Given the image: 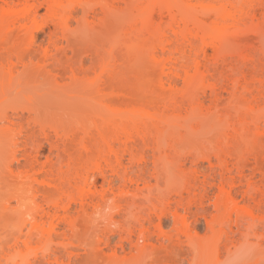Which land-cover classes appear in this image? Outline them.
Masks as SVG:
<instances>
[{
    "label": "bare ground",
    "instance_id": "1",
    "mask_svg": "<svg viewBox=\"0 0 264 264\" xmlns=\"http://www.w3.org/2000/svg\"><path fill=\"white\" fill-rule=\"evenodd\" d=\"M90 6V0H0V94H11L28 75L37 73L35 82L49 86L51 93L61 92L63 87L74 84L79 96V73L71 71L70 84L64 85L63 76L54 74L59 61L49 55L52 51L57 54L63 41L68 43L67 34L73 19L76 18L78 24L96 19L103 22L112 14L122 16L120 32L107 55H99L97 61L91 60L92 66L98 65L100 74L87 83L88 103L84 105L95 113L96 116L93 113L91 116L94 119L90 118V124H86L88 119L82 122L79 118L77 126L68 128L61 123L63 121L56 125L54 122L53 137L44 125L40 127L43 142L57 152L55 162L46 164L47 168L43 167L44 163L40 164L41 143L31 144L34 131L29 124L24 137L14 134L16 127L24 129L23 124L29 116L17 109L10 113L0 111V142L9 141V147L18 146L21 139L23 143V164L15 159L16 166L7 164V171L14 175L15 185L29 194L27 204L23 205L24 219L8 237L16 246L12 248L15 256L10 252L4 264H64L65 260V264H71L77 249L72 241L59 242V238L80 228L77 218L85 223L97 220L96 223L102 221L114 226L120 236L118 247L121 251L127 244L139 258L151 256L148 247L154 245L155 239L146 224L154 223V216L151 211L143 213L141 207L147 206L157 214V207H169L174 196L178 205L175 203L174 208L170 205L173 209L165 208V211L169 210L175 226L181 225V228L178 226L180 234L191 248L193 239L188 215H192V208L197 217L201 215L205 219L209 215L205 203L211 200L209 193L216 181L217 194L215 192L212 202L215 215L209 222L205 220L212 229L218 226L220 236L223 235L224 243L220 241L224 245L214 247L217 259L221 249L227 253L235 250L238 240L245 234L256 239L262 236L264 215L256 213H264V188L262 184L251 182L256 177L254 173L243 182L246 164L238 159L232 162V158L220 150L213 157L214 163L206 158L208 169L199 163L201 160L190 161L193 173L185 178L183 187L173 188L167 195L159 187L176 174L184 173L186 161L169 159L168 152L175 142L169 145L165 142L166 132L182 119L197 118L196 127L186 128L183 124L182 127L184 133H189V129L191 133H198L209 122L210 112L227 100L224 119L215 120L210 129L227 127L231 134H222L218 142H223L227 135L230 139L241 138L240 129L251 130L255 140L263 137L264 75L261 79L260 75L256 79V75L264 74V0H104L99 10ZM41 10L45 11L43 21H39ZM259 13L263 14V22L252 29L254 43L248 53L245 50L243 53L240 45L252 40L248 37L251 30L247 32L243 28L257 20ZM45 30L49 42L45 48L35 50V42ZM49 60L50 64L41 65ZM141 60H148L157 73L158 90L152 94L163 102L161 108L137 105L128 90L117 88L126 67ZM79 63L82 66L84 61ZM249 66L252 76L247 73ZM207 99L210 107L206 106ZM230 112L238 113L236 120L228 118ZM182 137L179 134L178 138ZM35 169L49 178L47 181L44 177L41 179L46 186L36 183L39 175ZM261 170L258 172L264 176ZM151 179L155 181V190ZM236 185L244 188L243 198L254 203L251 207L238 206L234 195ZM6 210L13 213L15 209L8 204ZM72 210H75L76 219L70 217ZM165 211L155 215L158 229ZM110 240L111 237L105 235L98 242L108 251L112 249L109 252L114 258L118 248H109ZM35 241L40 251L33 253L30 244ZM18 243L25 247V253L17 249ZM175 247L179 249L180 245ZM3 248L0 256L6 250ZM193 248L183 249L186 253L190 251L188 254L179 250L189 255ZM172 249L175 253L173 246Z\"/></svg>",
    "mask_w": 264,
    "mask_h": 264
},
{
    "label": "rangeland",
    "instance_id": "2",
    "mask_svg": "<svg viewBox=\"0 0 264 264\" xmlns=\"http://www.w3.org/2000/svg\"><path fill=\"white\" fill-rule=\"evenodd\" d=\"M102 2H104V0H90V5L93 6V8H98L97 10H99L98 6ZM260 13L258 14L259 19L257 17V20L253 21L252 24H248L243 28L245 30H248L247 32L251 30L248 34V37L252 39L250 43L248 42L249 44L246 42L244 43V45H240L243 53L245 51L248 53L252 47L251 43H254L255 36L252 33V29H254L259 24L261 25V23L263 22L262 15L264 14V11L263 14ZM120 17L122 16L112 14L110 16H107V18H105L103 22H101L100 19H96L94 22H79L78 24H76L77 19H73L71 23L72 26L70 27V30L67 34L68 43L67 41H63L62 45L58 47V53L56 54L55 51H52L49 55V58H54L59 61V63L55 65L54 74L56 73L63 76V80L65 81H63L64 85L70 84L68 77L70 76L71 71H76L79 73V96L76 95L74 84L63 87L61 92L51 93L49 86H42L39 83L35 82L34 76H36L35 74L37 73H31L30 75H28L26 80L23 81L22 84L18 86L16 90L11 94H0V111L6 110L10 113L12 112V110L17 109L24 113L25 116H29V119H27L23 124L24 129L21 130L20 127H16V131L14 134L17 135L20 133L21 137H24L26 135L27 124H29V126L34 131L31 144L33 146H37L41 143L42 156L40 159V164L44 163L43 167L47 168L50 162H55V156L57 152L55 149H52L49 143L43 142V138L39 134L40 127L42 125L46 127L48 133L53 137L54 133L52 132L51 127L54 122H56V125L57 123H60V121H63L61 123H63V125L68 128V126L73 127V125L75 123H78V121L82 118V122H84L85 119H88L84 123L87 122L86 124H90V120L93 117V112H91V110H88V107L86 108V105H84L88 103L86 86L89 80H95L100 74V69L97 68L98 65L95 64V66H92L91 60L95 59V61H97L96 58L99 55H101V57L107 55L109 49L113 45L115 37L120 32ZM44 19L45 11L41 10L39 21H43ZM47 33V30H45V33H40L38 39L35 42V50L43 49L47 46L49 42V36ZM249 39L248 41H250ZM20 43L22 42L20 41ZM209 52L211 53V51ZM37 58H40V56H38ZM81 60L84 61V64L82 66L79 63ZM51 62L52 61L49 60L45 63H41V65L50 64ZM94 67L97 68L96 72L94 71ZM249 67L247 73L252 76V67ZM261 73L256 75L258 76L256 77V79L259 78V75V79H261V77L264 75ZM209 79L211 78L209 77ZM117 88L120 90H128L133 95L134 103H136L137 105H142L143 107H151L152 105L153 107L156 106L159 108H161V106L163 105V102L156 99V97L152 94L153 91L158 90V76L148 60H141L136 65L127 66L124 72V76L120 78L119 86ZM179 88H182V85L179 86ZM76 90H78V88H76ZM206 101V106L210 107L208 99ZM227 104V100H224L221 102V106L217 110H212L210 112L211 118L209 122L205 126H203L198 133H191L193 132L191 131V129H189V133H184V127H196L198 119L194 117L182 119L178 124L173 125L171 129L166 132V144L169 145L175 142V145L170 149V152H168V154L170 155L169 159L171 161L180 159L181 161H186V163L184 173L176 174V176H173V178L168 183L160 184L161 186L159 188L160 191L163 192V194L167 195V193L171 192L173 188L179 189L180 187H183L185 185V178L188 176V174V178L192 175L190 161L194 160V158L198 162L201 160L199 163H203V167L208 169L209 163L207 162L206 158H211V161H213L212 163H214L215 160L213 157L218 150L229 155L232 158V162H235L238 159L246 164V179L243 180V182H246L247 178L249 179V175L254 173L256 177L252 178L251 182L255 185L262 184L264 188V176L260 174V172H258L261 169L262 172L264 170V135L260 139L255 140L252 136L251 130L241 131L240 129L239 132L241 133V138L238 137L237 139H230L228 135L231 134V131H227V127H224L222 129L221 127L218 129L215 128L216 130L214 131H211L210 129L211 124L215 120L224 119ZM263 106L264 103L263 105H261V107ZM206 110L209 109L207 108ZM261 113H264V110ZM93 114L95 115V113ZM237 117V112H230L228 116V118H231V120H236ZM247 121H250V119H248ZM182 124L184 125V127H182ZM77 125L78 124H75V126ZM224 133L225 135H228L225 139H223V142L219 143V137ZM179 134H182L183 136L181 139L178 138ZM22 153V139L21 143L18 146L11 147H9V141L0 142V253L1 248H3L1 246H4V248L6 249L2 252L4 255L1 254L2 256H0V261L2 260V264H4V261L7 259L5 256L13 253V251L15 250L12 249L16 247L14 246V242L8 237H11L10 233H12L14 229L17 228L23 221V205H26L28 202L27 198L29 194L23 193V191L15 185L13 177L14 175L9 173L6 168L7 164L9 163H13L14 166H16L15 159H19V163L22 165ZM46 164L47 166H45ZM37 167L41 168L40 166ZM37 167L36 169L39 170ZM36 169L35 171H37ZM65 169L66 168L64 167L63 170ZM21 170V168L17 169L18 172H21ZM37 174L39 176H37ZM37 174L36 176L38 178L36 176L35 177L39 181L37 180L38 182L36 181V183L40 182L41 184L38 185L41 187L42 185L46 186V183L43 184L41 182L44 180V178L46 179V175L44 173L43 174L45 176L42 175L40 171H37ZM47 180H49V178L44 181ZM217 184L218 182L216 181L215 186L212 187L209 193V197L211 198V200L205 203L206 208L209 209V215H206L205 218L208 222L215 215L212 202L215 197V192L217 194ZM151 186L153 190H155L156 186L153 179H151ZM243 189L244 188L240 187L239 185H236L234 190L235 198L237 199V202L239 204L238 206H241L242 209L244 208L243 206L251 207L252 204H254L251 200L243 198ZM154 195H156L155 192ZM186 198L188 200L189 197L186 195L185 199ZM56 199L53 200L56 201ZM38 200L40 202L42 201L41 196ZM176 200L177 199L175 198V196L172 197L170 204L171 207L174 208V206L178 205V202H176ZM8 204H11L14 207L15 210L13 211V213L6 210ZM170 205L169 207H164L163 209H161V206H158L156 213L159 214L162 210L165 211V208H170L172 210L173 208H171ZM141 208L143 213L149 214V212L151 211V215L154 216H152L154 218V223H152L151 225L146 224V228L149 230L150 234H152L153 239H155L153 242L154 245L152 244V247H148V251L150 252L151 256L147 255L146 257L144 256L139 258L134 250L129 249L130 245L127 244H125V251H121L118 247V245L120 244V236L114 226H107L108 223H102V221L100 224L96 223L97 220L92 222V224L85 223L81 219L78 220L75 210H72L70 217L74 219L77 218L78 226L80 225V228L76 230L75 233H72L65 238H63L62 235L59 238V242H73L72 245L77 249L75 261L71 262V264H264V230L261 233L259 232L260 234H262V236L258 237L257 239L252 237L251 235L247 237L248 235L246 236V234H243L244 236L240 237V239L238 240L239 245L237 248H235V250L233 249L230 253H227L226 251H224V249H221V252L218 250L220 254L218 256L219 259H217L218 252L216 254L217 250L215 251L214 247L215 245L220 244L221 248L224 245H221L220 241L222 240L223 242L224 239L221 238L223 235L220 236L221 233H219L220 231L218 229V226H215L216 228L213 227V229L211 228V226L209 227L207 221L203 217H201V215H198L200 217H197V215L194 213L195 209L192 208V215H188L190 217V220L188 219V226H190L192 229L191 237L193 240L191 242L193 243L191 245V248L193 246L194 251L191 254L186 255L190 253V251L186 253L183 249L185 248L186 250H190V244L187 243L185 238H183V236L180 234L181 225H178L180 228L178 226H175L176 224H174L173 218L171 214H169L170 212H168L169 210L164 212V216L162 215L163 222L160 229H158L155 226L157 224L155 221L157 220L155 218V215L157 216V214H153L152 209L148 208L147 206H142ZM257 213V216H262V214L264 215L263 212L261 214L260 212ZM182 215H184V213ZM194 219H196V221H194ZM105 235L111 237L109 248H118L117 257L112 258V254H110L112 249H109V252L104 245H101L98 242V239L102 238V236ZM236 235H233L232 237H235ZM238 236H240V234ZM70 237L73 238L70 240ZM178 238H180V240L182 239L183 242H177ZM8 239H10L13 243ZM234 239L236 240L238 238ZM7 241L11 242V244L8 243V245ZM35 242H33L32 245L30 244V249L33 250V253L40 251V249H38L40 248L39 245H37L38 243ZM97 243H99L100 245L98 246L99 248L95 247L98 245ZM178 243H181L182 245ZM20 244L18 243L17 249L19 251L21 250V253L23 251L25 253V247ZM175 245H180V248L186 254L184 255L183 253H181V251L179 250L180 248L178 249L177 247H175ZM172 246L174 247L175 253H172ZM130 248L132 249V247ZM13 254L15 256V253ZM16 254V257H18L17 252ZM16 257H14V259L17 260L18 258ZM11 258H13V256ZM66 261L67 260L64 261V264L66 263Z\"/></svg>",
    "mask_w": 264,
    "mask_h": 264
}]
</instances>
